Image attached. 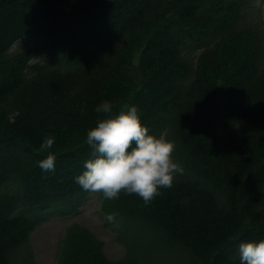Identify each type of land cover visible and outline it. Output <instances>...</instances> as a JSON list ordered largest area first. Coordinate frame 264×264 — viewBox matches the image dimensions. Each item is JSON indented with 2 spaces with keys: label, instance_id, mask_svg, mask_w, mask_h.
Here are the masks:
<instances>
[{
  "label": "trees",
  "instance_id": "obj_1",
  "mask_svg": "<svg viewBox=\"0 0 264 264\" xmlns=\"http://www.w3.org/2000/svg\"><path fill=\"white\" fill-rule=\"evenodd\" d=\"M258 0H0V264H34L31 233L74 216L86 129L136 104L184 171L145 202L106 199L124 246L109 260L80 223L56 264H241L264 239V17ZM55 136V171L39 161ZM107 213L115 221L106 220Z\"/></svg>",
  "mask_w": 264,
  "mask_h": 264
},
{
  "label": "clouds",
  "instance_id": "obj_2",
  "mask_svg": "<svg viewBox=\"0 0 264 264\" xmlns=\"http://www.w3.org/2000/svg\"><path fill=\"white\" fill-rule=\"evenodd\" d=\"M95 111L104 115L86 129L85 139L92 155L74 177L82 189L100 192L106 199L119 198L122 191L135 193L149 202L183 173V166L173 157L175 142L152 133L141 122L136 104L114 111L113 101L105 99ZM55 139L48 135L40 143V150L47 151L39 161L45 172L55 171ZM106 220L114 222L115 214L107 213ZM238 252L241 264H264V239L240 240Z\"/></svg>",
  "mask_w": 264,
  "mask_h": 264
},
{
  "label": "rangeland",
  "instance_id": "obj_3",
  "mask_svg": "<svg viewBox=\"0 0 264 264\" xmlns=\"http://www.w3.org/2000/svg\"><path fill=\"white\" fill-rule=\"evenodd\" d=\"M258 3L260 4L261 0H258ZM262 11L264 12V7ZM87 198L88 200L82 204L74 216L66 219H51L33 230L30 245L35 260L34 264H56L59 242L64 235L66 226L72 222L80 223L104 242L103 250L109 260L123 258L124 246L117 241L116 234L104 225L99 209L102 200L99 192H93Z\"/></svg>",
  "mask_w": 264,
  "mask_h": 264
}]
</instances>
